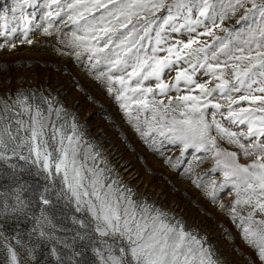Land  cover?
Instances as JSON below:
<instances>
[{
  "label": "snow or ice",
  "instance_id": "6c2138e0",
  "mask_svg": "<svg viewBox=\"0 0 264 264\" xmlns=\"http://www.w3.org/2000/svg\"><path fill=\"white\" fill-rule=\"evenodd\" d=\"M26 5L34 8L27 16ZM241 10L235 25L226 27L225 21ZM0 21V49L16 48L17 40L32 44L29 33L36 30L46 36L59 33L57 21L72 25L59 42L71 48L78 61L87 54L89 74L114 94L142 137L147 140L156 131L169 143L183 145V152L192 148L205 153L203 158L211 154L215 167L210 171L219 169L223 182L217 187L215 180L202 183L199 176L193 182L213 203H220L218 192L231 186L234 201L220 206L239 221L243 239L264 262V0H16L15 7L3 8ZM181 31L188 33L187 40L172 38L169 43L171 34ZM201 36L212 37L211 43L202 44ZM146 45H152L150 50ZM161 51L168 55H157ZM182 59L191 73L179 70L173 84L165 83V70H174ZM201 68L218 81L214 87L193 79ZM152 79L155 87L145 86L144 81ZM181 81L195 85L200 95L177 96L167 103L157 98L172 88L179 92ZM213 93L226 107L214 102ZM142 112H150L152 120L145 116L141 121ZM80 128L74 114L54 108L48 97L23 90L14 99L0 95V161L14 170L16 185L13 203H0V216L28 207L22 194L29 181L20 172L43 178L39 201L48 208L35 217L31 232L49 245L41 262L35 244L0 232V264H227L207 237L182 218L137 198L123 181L110 178L112 169L106 161L103 168L96 163L100 153L93 144L83 142L87 147L82 153ZM217 137L237 151L221 147ZM151 144L157 150L154 138ZM241 157L252 159L244 164ZM13 158L17 162L9 163ZM201 159L193 156L194 161ZM167 162H172L170 157ZM186 171L191 173V165ZM61 203L65 208L74 205L81 214L64 216L71 226L57 220Z\"/></svg>",
  "mask_w": 264,
  "mask_h": 264
},
{
  "label": "rangeland",
  "instance_id": "374dc122",
  "mask_svg": "<svg viewBox=\"0 0 264 264\" xmlns=\"http://www.w3.org/2000/svg\"><path fill=\"white\" fill-rule=\"evenodd\" d=\"M42 2L43 0H38V3ZM5 6L15 7L16 0H0V12ZM33 10L32 6L26 5L24 14L27 16ZM242 11L232 19L225 21V26L235 25ZM163 12L164 10L157 15ZM7 14L12 15L10 11ZM16 15H20L19 10ZM36 15L38 20L40 12L38 11ZM2 23L0 21V24ZM56 23L61 29L59 33L53 31L51 36H46L42 31L36 30L34 33H29L34 41L32 44L22 45L17 40L16 48L0 49V95L11 96L14 99L15 94L23 90L26 93H34L37 97H48L54 108L63 107L75 115L81 126L80 130L83 132L82 144L86 141L94 145L93 150L100 153L96 163L103 168L105 167L104 162H107V167L112 169L110 178L123 181L136 193L137 198L144 197L156 206L182 218L191 229L207 237L208 244L222 256L227 264H253V262L264 264L260 261L257 250L243 239L239 221H234L227 208L220 206L221 203L230 206L234 201L235 191L231 186L218 192L220 203H213L203 188L197 187L193 182L197 176L201 178L202 183L215 180L217 187L223 182V173L219 169L215 172L210 171L215 167L211 154L203 158L205 153L196 152L192 148L183 152V145L169 143L156 131H153L147 140L142 137L135 126L129 122L127 113L122 109L120 102L114 98V94L109 93L100 81L89 74L86 67L87 54H84L78 61L74 54H70L73 50L59 42L64 33L70 32L72 25L64 26L59 21ZM202 30L197 29V31ZM216 35H224V33L217 31ZM187 37L188 33L184 31L172 33L169 43L172 38L186 41ZM3 39L4 37L0 36V43ZM199 40L202 44L211 43L212 37L201 36ZM146 47L150 50L152 45H146ZM161 47H167V45ZM157 55L163 57L168 53L161 51ZM173 69L171 71L166 69L162 76L163 81L169 85L175 82L177 71L182 69H188L189 73L192 71L183 59L174 64ZM204 73L205 69H198L193 79L197 83L206 84L209 88L214 87L218 81L210 74L205 75ZM144 84L155 87L156 81L152 79L144 81ZM114 87L118 88L119 85H114ZM179 88V92L172 88L167 94L158 95L157 98L167 103L169 99L175 101L177 96L200 95V90L195 85H187L181 81ZM189 88L192 89L191 93H189ZM213 96L217 97L214 102L225 104L219 99L218 93H213ZM41 107L46 108L47 105L41 104ZM132 107L133 114H135V105ZM208 111L216 110L209 108ZM170 115L173 114L170 113ZM145 116L149 121L152 120L150 112H142L140 113L141 121ZM208 119L210 120L211 117L209 116ZM217 119L221 120L225 127L230 126L219 113H217ZM53 121L57 125L60 123L55 121L54 115ZM232 127L236 130L234 126ZM213 135H215L214 132ZM153 138L156 140L157 150H154L151 144ZM217 140L221 147L229 151H237L235 145H230L227 141L220 140L219 137ZM86 147L87 145L83 144L82 153ZM193 156L202 157V159L197 162L193 160ZM169 157L171 163L167 162ZM251 159L241 157L240 162L247 164L251 162ZM177 161L179 163L174 167ZM16 162L15 158L9 161V163ZM19 163L24 162L19 161ZM88 164L91 165L92 161H88ZM190 165L191 173L186 171ZM0 169H2L0 171V203L7 200L9 204H12L13 189L16 187L12 179L14 170L8 168L2 161H0ZM19 175L29 181L26 185L27 190L22 194V198L28 201V207L23 212H9L5 216H0V232H3L4 236L9 239L16 237L29 242V246L35 244L37 258L43 262L48 254L49 245L44 242V238L38 237L31 230L35 226V217L40 215L42 209L48 208L39 201V192L43 190L42 186L45 181L43 178L29 177L24 172H20ZM74 207V205H69L65 208L63 203L57 205V220H63L65 226H71L70 220H65L64 216L81 215L75 213ZM238 211H240L239 206ZM246 214L244 211L241 212V215ZM57 235H62V233L58 231ZM88 255L91 256L90 251ZM32 264H36V261Z\"/></svg>",
  "mask_w": 264,
  "mask_h": 264
}]
</instances>
